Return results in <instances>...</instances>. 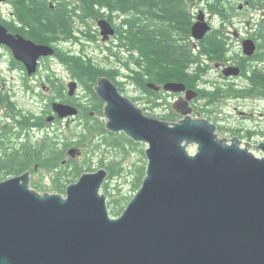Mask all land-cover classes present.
<instances>
[{"label":"water","instance_id":"obj_1","mask_svg":"<svg viewBox=\"0 0 264 264\" xmlns=\"http://www.w3.org/2000/svg\"><path fill=\"white\" fill-rule=\"evenodd\" d=\"M99 24L105 37L114 33L108 21ZM210 29L201 11L192 35L203 39ZM0 45L29 74L55 53L1 22ZM243 48L251 56L256 44L247 39ZM76 87L69 83L71 95ZM164 89L185 92L173 103L179 121L150 117L112 79L97 81L107 129L147 144L146 175L119 216L102 192L106 168L83 173L65 195L31 187L29 171L0 181V264H264V155L251 149L264 153V142L250 148L221 137L211 120L193 117L198 93L179 82ZM53 108L60 118L79 113L62 102Z\"/></svg>","mask_w":264,"mask_h":264},{"label":"trees","instance_id":"obj_2","mask_svg":"<svg viewBox=\"0 0 264 264\" xmlns=\"http://www.w3.org/2000/svg\"><path fill=\"white\" fill-rule=\"evenodd\" d=\"M248 1L249 7L264 14V0ZM196 2L197 0H8L10 14H4L0 9V22L14 34L55 48L71 76L79 81L85 92L83 96L78 93L75 97H71L69 93L63 96V99L80 110L77 119L79 123L69 128L70 137L47 132L33 142L26 135L30 130L45 127V112L50 110L51 104L46 106L40 116L23 111L3 91L4 84L0 77V108L3 107L5 114L14 121L0 125V144L5 147L0 156V181L27 171L47 169L55 172L52 183L32 180V187L40 192L65 194L67 186L76 182L83 173L96 171L97 168H93L96 163L98 168L108 170L109 178L130 174L131 186L135 192L139 190L146 175L145 145L132 140L123 132L114 133L107 129L105 104L95 91L98 79L104 76L112 79L123 93L127 85H132L147 99V107L143 108L147 115L170 122L177 120L178 115L167 98L170 91L163 88L169 82L183 83L188 89L199 91L200 96L209 103L214 102L213 106L216 101L230 97L264 98V70L258 64L264 57V17L256 24L252 36L259 46L257 54L247 57L241 54V50H233L234 56L231 58L228 55L231 39V32L227 31L230 28L228 22L231 23L239 5L232 0H205L210 12L220 18L221 25L213 28L203 39L195 40L192 27L196 15L192 8ZM102 19L115 28V36L109 41L111 44H108L109 51L118 62L115 66L101 65L91 56L74 51L69 46L70 41L76 40L82 24L83 33L88 40L98 39L99 29L95 21ZM2 58L0 53V62ZM247 58L253 59L251 64L247 63ZM229 59L240 67V77L228 80L208 78L213 64L228 63ZM11 64L13 68L19 69L21 62L11 56ZM156 87H160V90ZM85 99L89 102L81 101ZM139 99L140 97L133 98L136 102ZM165 106L168 109L162 116L153 114L155 108L164 109ZM212 112L210 107L201 110L203 116L211 120ZM5 132L14 137L15 143H9L11 136L6 141ZM21 136L22 142L19 140ZM101 144L120 150L123 154L133 149L142 155V159L129 169L118 159L106 161L101 157L96 162L89 155L96 153ZM71 149L75 150L76 156L81 152L80 155H85L88 159L78 161L75 155L68 157ZM110 189L107 180L102 190L110 198L108 205L111 215L119 216L132 197L121 193L120 198H114Z\"/></svg>","mask_w":264,"mask_h":264},{"label":"rangeland","instance_id":"obj_3","mask_svg":"<svg viewBox=\"0 0 264 264\" xmlns=\"http://www.w3.org/2000/svg\"><path fill=\"white\" fill-rule=\"evenodd\" d=\"M236 3L238 6L241 2H244V0H232ZM194 12L197 14L199 10H203L206 13L207 19L210 21L211 25L214 28H218L220 23V18L217 16H214L210 10L208 9L207 4L204 2L196 3L194 4ZM0 9L3 11L4 14L9 15L10 14V6L9 4H0ZM263 15L253 9L252 7H244L243 9H238L236 14L233 16L231 23H229V29L227 31L232 32L233 34V47L235 50L241 49V41H243L245 38L251 36L254 32V29L256 28V24L261 20ZM98 21H95V24L98 27ZM99 28V27H98ZM85 44L84 48L82 45H77L76 48H74L75 51L85 53L89 56H91L95 61L99 62L101 65L105 66H115L118 65V62L116 58L113 56V54L109 51L108 44L110 43L109 39L104 40L101 38V34L99 33V39L90 41L85 38ZM111 44V43H110ZM72 46V45H71ZM0 53L4 55V57L8 58L10 57V52L8 49L3 48L0 49ZM6 61H1L0 65V77H2V84L4 86L2 87L3 91H6L7 93H13L11 95V99L17 103L18 108L23 109V111L30 112L34 114L35 116L42 115L44 109L46 108V102L44 99H41V97L38 96V94L35 91V89H38V93L40 96H45L47 99L50 96L48 95L49 92L45 90L42 86V82L48 81L47 77L50 74L54 77L56 70L60 74V80L67 86L68 82L71 80V75L69 71L67 70L66 66L62 64L59 60L54 61L51 58H48L42 65V69L40 70V74L37 78H33L31 85L33 86L34 91H28L21 89V84L18 83L19 79L17 72L13 73L8 70L6 66ZM264 68V59L261 61V63ZM212 71L208 75L209 79L211 80H219L221 79L220 76H218V73H221V70L219 68L218 72L216 70V66L214 64L212 65ZM60 82V81H59ZM46 91L47 93L45 94ZM33 93V94H32ZM127 96L134 98V97H140L138 102H136L140 107L145 108L147 107V99H144L141 96V92L139 90H136L132 85H127L126 90L124 92ZM78 95L83 96V88H78ZM168 100L170 99L171 106L176 98V94H173L171 97H167ZM47 100V101H49ZM169 102V101H168ZM204 104V102L202 101ZM213 109V112L211 113L212 120L217 124V126L220 127V134L221 135H227L228 139H232L234 137H238L242 139V132H249L252 131L254 134L250 135V138H253V140L245 139L248 142L251 143V146H256L257 143L260 141H264V98H260L259 96L254 97H248V98H235L230 97L226 99H220L219 101L215 102V105L211 107ZM150 111V109H149ZM147 112V110H146ZM162 113H164V109L162 108H155L153 110V114L156 116H162ZM46 119V117H45ZM14 122L9 115L7 114H1L0 116V125L2 123ZM77 119L74 120H68L63 122H55L53 124H47L42 129H34L30 130L29 133H27L26 138L31 141H37L40 138H42L47 132L50 133H59L61 135H67L71 136V133L69 132V128L71 126H74L75 124H78ZM68 124V125H67ZM1 130V129H0ZM48 130V131H47ZM240 133L241 135H238ZM7 135L6 141H8L9 137V143H15L14 137L10 135L8 132H5ZM54 135V134H53ZM22 137H19V140L22 142ZM142 143L143 146L145 145V149L147 147V144L144 142ZM1 145V144H0ZM86 148L82 149V151H85ZM144 149V152H145ZM196 148L190 147L191 151H194ZM257 155L262 156L264 155L260 149L257 148H251ZM2 151H5L4 145L1 147ZM81 152L76 156V159L78 161L88 157H84L85 155H80ZM89 157H92L94 161L98 162V160L103 157L104 160H113L118 159L119 161L123 162L124 166L126 168H131L132 165L135 162H139L142 159V155L135 150H130L129 153L123 154L120 150H116L113 147H107L103 144L100 145L99 149H97L96 153L92 152L90 153ZM68 157H71V155L67 154ZM146 156V155H145ZM147 162V157H146ZM98 164H93V168H98ZM95 171V170H94ZM55 174L54 171L50 170H39L37 169L36 173L33 175L32 178L35 181L42 180L45 183L51 184L52 183V175ZM131 180L132 177L130 174H126L123 176H114L113 178L108 177V181L111 186V192L114 196V198H120L121 193L124 195H128L133 197L135 195V191L133 186H131ZM43 193V192H42ZM108 201L109 197L107 195Z\"/></svg>","mask_w":264,"mask_h":264},{"label":"flooded vegetation","instance_id":"obj_4","mask_svg":"<svg viewBox=\"0 0 264 264\" xmlns=\"http://www.w3.org/2000/svg\"><path fill=\"white\" fill-rule=\"evenodd\" d=\"M245 2H248V0H244ZM241 8V7H240ZM242 9V8H241ZM83 25V24H82ZM80 26V31L78 32V36H77V38H76V40H74V42L73 41H70L69 43H70V45L69 46H71L72 45V48H73V50H74V48H76V46L77 45H82L83 46V48H84V44H85V38L87 39V41H88V38L85 36V34L83 33V31H84V26ZM78 31V30H77ZM99 31V30H98ZM100 33V32H99ZM23 36V35H22ZM115 36V35H114ZM113 36V37H114ZM113 37H110L111 39L110 40H112V38ZM230 37H231V39H230V43H229V45H228V49H229V53H228V55L232 58L234 55H233V50H235V48L233 47V45H234V42H233V38H232V35H230ZM252 37V36H251ZM26 38V37H25ZM27 39H29V38H27ZM98 39H99V35H98ZM98 39H96V40H98ZM103 39V38H102ZM254 39V38H253ZM30 40H32V39H30ZM257 51H259V46L257 45ZM75 51V50H74ZM78 52V51H77ZM81 53V52H80ZM83 54V53H82ZM242 55H244L243 53H241ZM257 54V53H256ZM245 56V55H244ZM264 58V57H263ZM262 58V59H263ZM48 58H41V60H40V64H39V67H40V70L42 69V65H43V63L47 60ZM51 59H53L54 61H60L62 64H64L65 65V63L59 58V56H58V54L56 53V55H55V57H52ZM248 60H247V63L248 64H251V60H253V59H251V58H247ZM261 63V61L258 63L259 64V66L264 70V68H263V65L262 64H260ZM227 64H235V62H234V60H232L231 61V59H229V61H228V63ZM256 64V63H255ZM20 67H19V70H18V72H17V74H18V79H19V81H18V83H20L21 84V89H24V90H28L29 92L30 91H34V89H33V86L31 85V82H32V79L35 77V78H37L38 77V75L41 73L40 72V70H39V72L37 73V74H33V75H29L28 74V72H27V68H26V66L23 64V63H21L20 65H19ZM66 66V65H65ZM248 66V65H247ZM222 67H223V65L222 66H217V64H216V70L218 71V72H220L219 71V68H220V70H222ZM249 67V66H248ZM7 68L8 69H13V66H12V64H11V60H8L7 61ZM16 67H14V69H15ZM66 68H67V66H66ZM67 70H68V68H67ZM69 71V70H68ZM13 73L15 72V71H12ZM56 72L57 73H55V75H54V77L53 76H51L50 74L48 75V77H47V79H48V81H47V83L46 82H42V86H43V88L45 89V90H47V92H49L48 93V95L50 96V100H49V98L47 99V97H45V96H40L39 95V91H38V89H35V91L37 92V93H34V94H38V96L39 97H41V99H44L45 100V102H46V105L45 106H49L50 104L48 103V102H51V105H50V110H48V112H47V115H46V122H52V123H55V122H60L59 121V119L58 118H55L54 119V113H53V110H52V103L53 102H56V101H61V102H63V103H65V104H71V103H69V102H67V100L66 99H63V96L64 95H67L68 93H70L69 92V90H68V88H67V86L60 80V74L58 73V71L56 70ZM49 76H50V78H49ZM223 78V76L221 75V79ZM52 79V80H51ZM71 79H74V78H71ZM225 79H230V78H225ZM60 81V82H59ZM79 82V81H78ZM79 87H82L81 85H80V83H79V86H78V88ZM199 89H202L201 87L199 88ZM196 91V93H198L197 94V96L196 97H194V99L193 100H191V103H190V105H191V107L193 108V115L195 116V117H198V118H201V117H205V116H203V114L201 113V110L202 109H206L207 107L209 108H211L212 106H213V103L214 102H212V103H209L208 102V100L206 99V98H204V97H201L200 95H199V91H197V90H195ZM45 92V94L47 93L46 91H44ZM85 92V90H83V93ZM75 93H78V90L75 92ZM33 94V93H32ZM174 93H171V94H169L170 96L169 97H171L172 95H173ZM69 95V94H68ZM76 96V95H75ZM74 96V97H75ZM179 96V95H178ZM71 97H73V96H71ZM78 97V96H77ZM47 100H49V101H47ZM81 101H86V102H89L87 99H85V100H81ZM202 101L204 102V104L202 103ZM147 102V101H146ZM167 105V104H166ZM47 106V107H48ZM46 107V108H47ZM167 107L165 106L164 107V111L166 112L167 111ZM1 114H5V112H4V110L2 109H0V116H1ZM177 114V113H176ZM178 115V114H177ZM207 118V117H206ZM181 119V116L180 115H178V118H177V120H175V121H178V120H180ZM174 121V122H175ZM6 123V122H5ZM5 123H2L3 125L5 124ZM45 124H47V123H45ZM218 130H219V134H220V127L218 126ZM242 134V136H240V137H242V139H240L243 143L244 142H247V140H245V139H249V140H253V138H250V135L251 134H249V132H247V133H245V132H242L241 133ZM240 133H238V135H241ZM248 134H249V136H248ZM220 136L221 137H223V138H225V139H227V140H231V139H228V137H227V135H221L220 134ZM4 144H2V145H0V156H2V154H3V151L1 150V147L3 146ZM33 175V174H32ZM35 176V175H34ZM33 176V177H34ZM32 177V176H31Z\"/></svg>","mask_w":264,"mask_h":264}]
</instances>
